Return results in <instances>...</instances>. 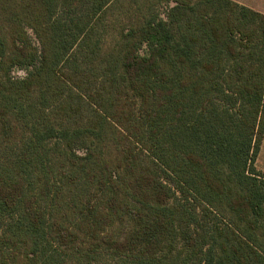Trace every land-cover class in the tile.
Instances as JSON below:
<instances>
[{
    "label": "trees",
    "instance_id": "1",
    "mask_svg": "<svg viewBox=\"0 0 264 264\" xmlns=\"http://www.w3.org/2000/svg\"><path fill=\"white\" fill-rule=\"evenodd\" d=\"M263 140V14L0 0V264H264Z\"/></svg>",
    "mask_w": 264,
    "mask_h": 264
},
{
    "label": "rangeland",
    "instance_id": "2",
    "mask_svg": "<svg viewBox=\"0 0 264 264\" xmlns=\"http://www.w3.org/2000/svg\"><path fill=\"white\" fill-rule=\"evenodd\" d=\"M240 5L249 7L261 14L264 15V0H232ZM18 75L24 76V72L19 71L17 72ZM256 167L258 170L262 171L264 173V140L262 142L261 151L259 153Z\"/></svg>",
    "mask_w": 264,
    "mask_h": 264
}]
</instances>
